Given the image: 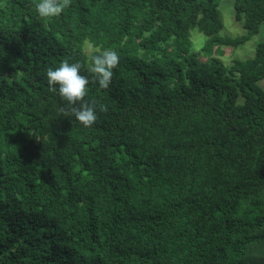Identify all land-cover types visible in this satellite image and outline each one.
Wrapping results in <instances>:
<instances>
[{
	"label": "trees",
	"instance_id": "trees-1",
	"mask_svg": "<svg viewBox=\"0 0 264 264\" xmlns=\"http://www.w3.org/2000/svg\"><path fill=\"white\" fill-rule=\"evenodd\" d=\"M0 0V264H264V0ZM206 36L193 49L192 31ZM90 48L92 51L89 53ZM118 52L107 89L87 71ZM80 62L85 127L46 70Z\"/></svg>",
	"mask_w": 264,
	"mask_h": 264
},
{
	"label": "clouds",
	"instance_id": "clouds-1",
	"mask_svg": "<svg viewBox=\"0 0 264 264\" xmlns=\"http://www.w3.org/2000/svg\"><path fill=\"white\" fill-rule=\"evenodd\" d=\"M71 0H39L35 9L42 18H54L59 16L65 8L70 6ZM120 56L117 51L108 49L101 51L95 49V54L90 56L87 71L93 75V81L103 89H107L113 78V70L117 68ZM85 67L80 62L70 63L64 59L56 68L48 67L46 70L47 82L50 92H57L67 102L68 107L62 109L67 115L74 116L85 127H92L98 120L97 108L106 112L105 105H98L96 100H85L88 77L81 75V69Z\"/></svg>",
	"mask_w": 264,
	"mask_h": 264
},
{
	"label": "rangeland",
	"instance_id": "rangeland-1",
	"mask_svg": "<svg viewBox=\"0 0 264 264\" xmlns=\"http://www.w3.org/2000/svg\"><path fill=\"white\" fill-rule=\"evenodd\" d=\"M220 12L224 23V28L221 32L222 36L238 37L246 33L243 28V23L238 22L235 18L234 1L233 0H221ZM206 36L199 31H192L193 49L199 51L205 44ZM264 41V24L261 26L259 34L253 36L247 43L238 47L237 49L227 48L225 50V56L221 57L222 62L225 65H230L234 59L246 60L252 58L256 54L257 46L260 42ZM92 51L90 48L89 53ZM260 86L264 89V80L260 83Z\"/></svg>",
	"mask_w": 264,
	"mask_h": 264
}]
</instances>
